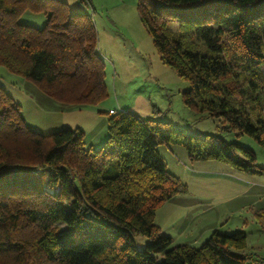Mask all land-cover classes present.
Instances as JSON below:
<instances>
[{
	"label": "trees",
	"instance_id": "16d2710c",
	"mask_svg": "<svg viewBox=\"0 0 264 264\" xmlns=\"http://www.w3.org/2000/svg\"><path fill=\"white\" fill-rule=\"evenodd\" d=\"M26 11L45 24L20 22ZM137 11L162 62L189 81L185 103L264 147V0H138ZM0 64L63 102L107 96L95 25L61 0H0ZM107 130L99 149L79 128L32 130L0 85V264H245L240 229L214 230L196 248L172 245L155 224V211L187 192L157 146L178 140L191 160L260 172L252 149L131 111L110 114ZM133 235L147 238L143 248Z\"/></svg>",
	"mask_w": 264,
	"mask_h": 264
},
{
	"label": "rangeland",
	"instance_id": "374dc122",
	"mask_svg": "<svg viewBox=\"0 0 264 264\" xmlns=\"http://www.w3.org/2000/svg\"><path fill=\"white\" fill-rule=\"evenodd\" d=\"M61 1L69 11L88 15L95 25L107 96L96 103L63 102L0 64V85L20 105L26 125L43 134L79 128L85 146L99 149L108 137V116L123 110L155 123L167 122L184 134L208 135L249 147L260 172H243L215 159L191 160L178 140L159 144L157 151L167 170L186 184L187 192L164 202L155 211L154 221L172 237V245L196 248L214 230L231 233L240 229L246 234V246L237 252L247 256L245 264H264V224L256 215L264 212V147L247 134L224 129L220 118L185 103L183 92L190 83L160 59L140 20L138 0ZM18 20L41 28L46 17L26 11ZM35 172L43 178L47 174L46 170ZM177 227L185 230L183 236ZM132 239L138 249L147 242L143 235Z\"/></svg>",
	"mask_w": 264,
	"mask_h": 264
},
{
	"label": "crops",
	"instance_id": "0c3cea01",
	"mask_svg": "<svg viewBox=\"0 0 264 264\" xmlns=\"http://www.w3.org/2000/svg\"><path fill=\"white\" fill-rule=\"evenodd\" d=\"M176 198H180V195H179V194H176V195L172 196L170 199H168L166 202L171 201V200H175ZM166 202H165V203H166ZM154 222H155V221H154ZM155 224L158 225L157 223H155ZM158 226H159L160 228H163V226H162L161 224L158 225ZM162 231L164 232V231H165V228H163ZM183 231H184V232H183ZM183 231H181L179 227H177V229H176V232H177L178 234H180V237L184 235L185 230H183Z\"/></svg>",
	"mask_w": 264,
	"mask_h": 264
}]
</instances>
